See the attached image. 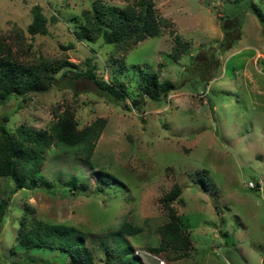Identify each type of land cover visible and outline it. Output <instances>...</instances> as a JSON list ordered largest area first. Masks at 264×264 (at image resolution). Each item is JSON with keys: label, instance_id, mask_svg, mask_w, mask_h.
Instances as JSON below:
<instances>
[{"label": "rangeland", "instance_id": "obj_1", "mask_svg": "<svg viewBox=\"0 0 264 264\" xmlns=\"http://www.w3.org/2000/svg\"><path fill=\"white\" fill-rule=\"evenodd\" d=\"M95 1L122 9L141 0H0V39L13 56L74 65L62 68L47 91L0 105V123L10 132L48 129L54 113L65 109L79 128L106 120L89 159L77 153L79 147L54 142L37 177L23 188L0 177V201H7L0 264H73L59 250L17 246L25 208L28 221L79 229L94 264H103L105 248H131L142 264H158L154 256L164 264H264V26L234 0H150L167 23L160 35L112 52L101 38L74 35V24ZM248 1L264 13V2ZM34 6L46 18L43 35L27 32ZM223 28L237 39L225 50ZM175 33L184 41L178 59L171 55ZM211 55L218 67L209 77L212 68L201 70ZM90 68L98 78L116 81L124 100L110 102L88 78L74 77ZM66 69L71 72L61 78ZM145 74L171 82L166 98L154 102L140 94ZM98 171L108 173L109 182ZM174 185L180 195L169 204L192 243L181 259L169 250H148L160 244L157 229L168 220L160 199ZM126 221L141 232L121 233Z\"/></svg>", "mask_w": 264, "mask_h": 264}, {"label": "trees", "instance_id": "obj_2", "mask_svg": "<svg viewBox=\"0 0 264 264\" xmlns=\"http://www.w3.org/2000/svg\"><path fill=\"white\" fill-rule=\"evenodd\" d=\"M264 2V0H261ZM234 5L241 6L258 19L264 26V13L248 0H234ZM242 3V4H241ZM246 3V4H244ZM244 4V5H243ZM243 5V6H242ZM236 9V7H235ZM240 12V10H237ZM237 11L234 10L237 15ZM242 14V13H240ZM167 24L160 16L155 14L150 0H141L138 6L125 8L107 7L95 1L92 8L82 12V20L74 24V35L79 40L94 41L101 38L104 43L112 45V52L120 49L129 50L146 37H157L161 33V25ZM231 29H233L231 27ZM228 28H223L224 36L221 50L231 47L237 40L232 37ZM31 35H43L46 30V18L38 6L32 9V20L27 26ZM175 47L171 53L173 59H178L183 52L184 41L174 34ZM208 62L201 72L204 74L211 69L209 77L218 67L214 55L205 56ZM214 63V65H213ZM195 64V62H194ZM212 64V66H211ZM74 65L65 59L53 63L39 60L38 62H24L13 56L11 46L0 39V105L11 97H24L28 93L47 91L56 82L55 75L65 67ZM206 66V67H205ZM205 70V71H204ZM71 70H64L61 78L66 77ZM85 76L92 81L98 92L103 94L110 102L124 100L123 89L116 86V81L108 83L98 78L90 68L83 73H74L75 78ZM143 86L139 88L142 96L154 102L166 98L173 89L169 81H159L156 74H145ZM122 85V84H121ZM135 107L139 102L133 101ZM55 121L48 129L33 130L26 126L18 127L10 132L4 123H0V177H10L15 182L16 189L24 187L25 182L35 179L44 163V154L56 142L66 147H79L77 153L89 159L94 151L96 142L104 128L105 119L99 118L82 128L77 126L73 114L69 109L61 113H54ZM99 179L109 182L108 173L98 171ZM107 177V178H106ZM180 195V188H173L160 200L167 211L168 220L158 227L160 244L158 247H148L150 252L159 254L163 251H172L175 259L185 258L192 248V243L182 229L181 220L169 204ZM7 201H0V217L4 216ZM29 208H25L24 215L18 222L16 231V244L19 247L30 249L33 247L59 250L71 260L73 264H94V255L90 248L84 244V234L77 228L66 224H49L41 220H27ZM33 225L29 229L28 226ZM119 231L128 236L141 232V227L129 222L121 224ZM103 264H142L139 257L131 248L122 251L105 248Z\"/></svg>", "mask_w": 264, "mask_h": 264}, {"label": "built area", "instance_id": "obj_3", "mask_svg": "<svg viewBox=\"0 0 264 264\" xmlns=\"http://www.w3.org/2000/svg\"><path fill=\"white\" fill-rule=\"evenodd\" d=\"M248 186L250 188H254L255 187L252 182H249ZM154 258L158 260V264H164V262L162 260H160L157 256H154Z\"/></svg>", "mask_w": 264, "mask_h": 264}]
</instances>
